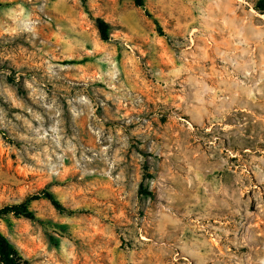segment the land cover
<instances>
[{"label":"rangeland","instance_id":"1","mask_svg":"<svg viewBox=\"0 0 264 264\" xmlns=\"http://www.w3.org/2000/svg\"><path fill=\"white\" fill-rule=\"evenodd\" d=\"M258 1L0 0V208H65L0 219L29 264H264Z\"/></svg>","mask_w":264,"mask_h":264},{"label":"trees","instance_id":"2","mask_svg":"<svg viewBox=\"0 0 264 264\" xmlns=\"http://www.w3.org/2000/svg\"><path fill=\"white\" fill-rule=\"evenodd\" d=\"M136 7L145 8L144 0H132ZM85 3V0H83ZM255 10L264 15V0H259L255 5ZM150 19H153L150 14L147 13ZM98 30L100 32L101 39L104 42L110 39V26L103 19H95ZM154 23L160 30V25L157 20L154 19ZM41 199L48 200L54 208L59 212H64V206L57 200L55 195L49 191H42L41 193L30 197L27 201L17 205H8L0 208V219L7 216H14L16 218H24L28 220H35V213L30 209V201H38ZM0 264H29L27 260L23 258L17 248L10 242V240L0 231Z\"/></svg>","mask_w":264,"mask_h":264}]
</instances>
